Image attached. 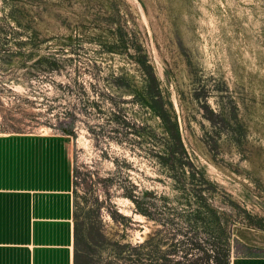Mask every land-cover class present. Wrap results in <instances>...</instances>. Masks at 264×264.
I'll return each instance as SVG.
<instances>
[{
    "label": "rangeland",
    "instance_id": "374dc122",
    "mask_svg": "<svg viewBox=\"0 0 264 264\" xmlns=\"http://www.w3.org/2000/svg\"><path fill=\"white\" fill-rule=\"evenodd\" d=\"M57 132L82 264H218L264 232V0H0V134Z\"/></svg>",
    "mask_w": 264,
    "mask_h": 264
},
{
    "label": "crops",
    "instance_id": "0c3cea01",
    "mask_svg": "<svg viewBox=\"0 0 264 264\" xmlns=\"http://www.w3.org/2000/svg\"><path fill=\"white\" fill-rule=\"evenodd\" d=\"M72 136L0 134V264H82ZM230 264H264V232L242 229Z\"/></svg>",
    "mask_w": 264,
    "mask_h": 264
},
{
    "label": "trees",
    "instance_id": "16d2710c",
    "mask_svg": "<svg viewBox=\"0 0 264 264\" xmlns=\"http://www.w3.org/2000/svg\"><path fill=\"white\" fill-rule=\"evenodd\" d=\"M159 109H160V115H161L162 119L164 120V122H166V123L168 122L170 124L171 121L167 118V114L164 111V109L162 107H159ZM207 110L212 114L211 120L213 122L214 118L217 116V114L214 111L210 110V108L208 109V107H207ZM170 128H171V126H170ZM173 138L175 140L177 139L175 133L173 134ZM142 213H143V215H145L147 217L149 216L147 212H142ZM217 263L218 264H230V249H227L226 251L223 250L222 252H219L218 257H217Z\"/></svg>",
    "mask_w": 264,
    "mask_h": 264
}]
</instances>
